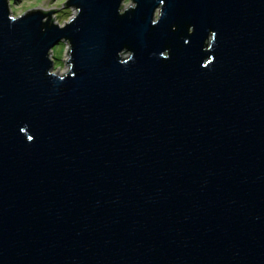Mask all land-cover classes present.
Instances as JSON below:
<instances>
[{
  "label": "water",
  "instance_id": "95a60500",
  "mask_svg": "<svg viewBox=\"0 0 264 264\" xmlns=\"http://www.w3.org/2000/svg\"><path fill=\"white\" fill-rule=\"evenodd\" d=\"M121 3L0 0V264H264V0Z\"/></svg>",
  "mask_w": 264,
  "mask_h": 264
},
{
  "label": "rangeland",
  "instance_id": "374dc122",
  "mask_svg": "<svg viewBox=\"0 0 264 264\" xmlns=\"http://www.w3.org/2000/svg\"><path fill=\"white\" fill-rule=\"evenodd\" d=\"M64 2L65 0H8V12L10 15L18 17L21 13L30 9L40 11L55 9L50 13L49 19L60 26L75 14L73 9L62 6ZM130 4V0H122L120 8L126 7ZM66 48V44L57 43L48 51L49 60L52 62V70H50V73L62 75L66 70L67 66L63 63L65 58H67V54L65 53ZM125 56L126 54L121 56V58H124Z\"/></svg>",
  "mask_w": 264,
  "mask_h": 264
}]
</instances>
